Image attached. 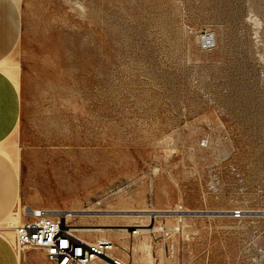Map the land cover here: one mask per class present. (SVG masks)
<instances>
[{
	"label": "rangeland",
	"instance_id": "rangeland-1",
	"mask_svg": "<svg viewBox=\"0 0 264 264\" xmlns=\"http://www.w3.org/2000/svg\"><path fill=\"white\" fill-rule=\"evenodd\" d=\"M0 79L21 117L3 230L26 206L118 228L159 209L150 251L138 227L82 235L131 264H264V0H0ZM0 264L53 263L0 236Z\"/></svg>",
	"mask_w": 264,
	"mask_h": 264
},
{
	"label": "built area",
	"instance_id": "built-area-1",
	"mask_svg": "<svg viewBox=\"0 0 264 264\" xmlns=\"http://www.w3.org/2000/svg\"><path fill=\"white\" fill-rule=\"evenodd\" d=\"M39 207L25 212L24 219L16 226V243L19 248L41 249L46 259L53 264H91L96 258L103 257L115 264H131L129 260H118L111 256L112 242L109 240L86 241L72 230V222L66 214L51 215ZM242 211H234L240 217ZM173 225L166 234L179 231Z\"/></svg>",
	"mask_w": 264,
	"mask_h": 264
},
{
	"label": "bare ground",
	"instance_id": "bare-ground-1",
	"mask_svg": "<svg viewBox=\"0 0 264 264\" xmlns=\"http://www.w3.org/2000/svg\"><path fill=\"white\" fill-rule=\"evenodd\" d=\"M203 145H205V144H203ZM33 208L35 209V208H39V207L26 206V207H24V212H27L28 213ZM44 209H46V208H44ZM46 210H48L49 211L48 213L51 214V215H56V214L62 213V214H66L67 216H69V215H73V213H71V212H74V210H72V209L71 210H66V211H59L56 208L55 209H51V210H49V209H46ZM98 210H100V209H98ZM102 211H107V210H102ZM114 211L120 212V211H123V210L122 209H117V210H114ZM140 211H148L149 213L148 214H145V215L132 216V217H137L139 219L134 220L135 221L134 223H126V224H123V226H125V227H119V228L118 227H111V225H112L111 223L110 224H107V223L106 224H103V222H101L102 224H95V222H94V223H91V224H89V223H87V224H74L73 223L71 228H72V230L75 233H77L78 235H80L81 237H83L82 233H84V232H96V231H99V232L100 231L108 232V231H114V230H120L121 231V230H127V227L128 226L129 227H132V228L138 227L137 230L136 229H131V233H133V232L134 233H138L140 231L143 234L142 235L143 240H142V242L140 244V248H142L144 250H149L150 251L151 250V243H150L149 238L152 235H154L155 232H157L158 230H160L162 228L161 226H159L158 224L155 223V218L157 216H159L160 213H158V212H160V211H163L164 212L166 210L144 209V210H140ZM234 211H233V216H234ZM195 212H198V210L197 211H188L187 212V211H185V209H183V207H181L178 210H175V211L173 210V211H170V212H166L165 214H167V216H175V217H177L178 218V222H177L176 225H179L180 226V222H182V218L186 214L189 215V214H192V213H195ZM223 212H227V211L226 210H220L218 214H221ZM17 214L18 213L16 211H13V212L10 213L9 217H13L14 215H17ZM212 215H216V214H212ZM241 217H242V214H241L240 217H235V218H241ZM147 218H149L150 220L148 221ZM14 220H15L14 218L11 219V220H9L8 223H7V226L10 227L11 225H13L14 222H15ZM18 223H16L15 225H13V229L15 231V234H16V229L15 228L18 225ZM128 231H129V229H128ZM96 240H109L110 242H112L113 245H112L111 251H110L111 256L113 258H115V259L125 261V259H123V258H121V257H119V256H117V255L114 254V250L117 248V244L114 241H112L111 239H107L106 237H104L102 239H96ZM86 241H92V240H86ZM148 259H150V260H148ZM148 259H147L148 264H151L152 263L151 258H148ZM99 261H103V262H105V264L106 263H108V264H115L113 261H110V260L105 259L103 257L96 258L91 264H100L101 262H99Z\"/></svg>",
	"mask_w": 264,
	"mask_h": 264
},
{
	"label": "crops",
	"instance_id": "crops-1",
	"mask_svg": "<svg viewBox=\"0 0 264 264\" xmlns=\"http://www.w3.org/2000/svg\"><path fill=\"white\" fill-rule=\"evenodd\" d=\"M3 81L0 79V141L4 140L6 137L11 134H15L20 125L21 117L20 114H7V112L2 111V104L5 103V96L1 95L2 92ZM10 93V92H9ZM2 111V112H1ZM0 223H2V218L5 216L4 214L0 215ZM0 226V236L2 239L9 245H14L16 241V234L14 229L13 231H5ZM17 258H20L19 252H17Z\"/></svg>",
	"mask_w": 264,
	"mask_h": 264
},
{
	"label": "water",
	"instance_id": "water-1",
	"mask_svg": "<svg viewBox=\"0 0 264 264\" xmlns=\"http://www.w3.org/2000/svg\"><path fill=\"white\" fill-rule=\"evenodd\" d=\"M206 212H208L209 214H218L219 213V211H206Z\"/></svg>",
	"mask_w": 264,
	"mask_h": 264
}]
</instances>
